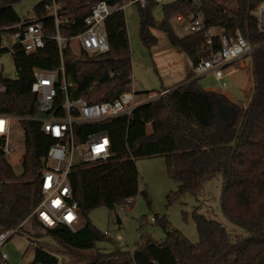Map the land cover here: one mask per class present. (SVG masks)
<instances>
[{"label": "trees", "instance_id": "16d2710c", "mask_svg": "<svg viewBox=\"0 0 264 264\" xmlns=\"http://www.w3.org/2000/svg\"><path fill=\"white\" fill-rule=\"evenodd\" d=\"M19 1L0 0V27L20 18L14 8ZM65 1L79 21L62 31L72 35L81 29L82 18L97 0ZM104 1L112 9L105 19L108 51L90 55L75 53L68 42L63 47L65 73L72 82L71 99L100 102L131 90L132 61L122 8L129 0ZM261 1L206 0L203 4L207 25L223 28L226 35L239 31L252 45H258L248 58L251 83L243 102L206 90L198 83L199 78L194 77L170 88L164 95L137 105L130 114L74 124L78 144L96 131L106 132L110 139L107 159L75 165L69 173L80 227L75 231L64 225L45 228L34 217L32 222L72 250L95 249L85 264H264V35L258 30L254 15ZM134 4L138 12V36L146 48L157 43L151 31L157 29L193 62L206 55L204 31L178 36L170 23L177 13L196 11L193 3L188 0L163 3L164 17L160 22L152 15V7L157 4L154 0H146L144 7ZM13 62L17 78L0 76V112L37 115L36 96L30 90L32 70H52L59 66L56 42L47 39L43 48L30 53L16 47ZM22 127L24 152L20 174L14 172L0 150V231L25 221L38 204L42 197L40 174L47 150L55 142L37 121L24 120ZM152 156L163 157L168 176L178 182L177 189L168 195L169 200L187 192L196 193L204 180L220 174L221 211L248 234L232 236L218 221L196 214L199 235L196 243L162 218L165 236L161 242L146 238L131 252L108 239L109 248H96L97 241L109 236L91 224L88 213L101 206L114 210L126 198L135 197L139 192L135 160ZM58 262L57 255L37 246L32 261L25 264Z\"/></svg>", "mask_w": 264, "mask_h": 264}, {"label": "built area", "instance_id": "2783aa9c", "mask_svg": "<svg viewBox=\"0 0 264 264\" xmlns=\"http://www.w3.org/2000/svg\"><path fill=\"white\" fill-rule=\"evenodd\" d=\"M154 1L159 4L165 0ZM188 1L195 5L196 11L177 13L172 19L180 24L185 34L204 31L206 35L204 49L208 51L206 55L199 57L197 62L189 58V66L195 77L212 75L220 84V88L224 89L225 83L222 81L239 70H245L241 62L245 58L248 60L258 45H252L239 31L234 35H226L223 28L207 25L203 11L206 0ZM128 2L136 3L140 7L146 5V0ZM38 3L40 4L27 10L17 21L0 27L2 31L0 55L10 52L13 58L16 47L24 53H30L43 48L45 41L52 39L56 42L60 63L56 69L32 70L30 90L36 96L37 115L0 112V150L5 156L18 154L17 159L21 163L24 149L20 151L11 134L16 125L22 127L24 120L39 122L41 130L55 139L47 150L44 168L40 174L42 197L30 217H34L45 228L64 225L75 231L80 227L81 219L78 204L72 199L69 173L75 165L107 159L110 155V139L106 132L96 131L90 133L84 143L78 144L73 132L74 124L97 122L124 113L130 114L137 105L166 94L170 88L139 94L132 89L125 90L112 100L100 102H87L83 98L71 99L69 87L72 82L65 73L63 47L68 42L75 53L81 51L94 55L107 52L109 43L105 19L112 9L104 0L93 2L88 14L82 18L81 29L71 35L63 34V29L77 25L79 21L76 20L74 9L68 6L65 0H39ZM254 13L258 30L264 35V0L258 4ZM215 43L218 44L216 48ZM16 73L18 76L17 70ZM249 85L241 87L242 95L245 96ZM80 146L85 147L84 150L79 151ZM76 151L79 155V164H75L74 161ZM132 203L133 197H128L118 207L120 210L129 211ZM22 226L23 222L0 231V264H6L8 259L2 247L10 237L21 231ZM103 233L109 235L107 231ZM115 239L121 240L122 237L117 234Z\"/></svg>", "mask_w": 264, "mask_h": 264}, {"label": "rangeland", "instance_id": "374dc122", "mask_svg": "<svg viewBox=\"0 0 264 264\" xmlns=\"http://www.w3.org/2000/svg\"><path fill=\"white\" fill-rule=\"evenodd\" d=\"M38 1L20 0L14 8L18 15L22 16L26 14L27 10L32 9ZM170 1L173 0H165L164 3ZM229 1L226 0L227 3ZM162 4L159 3L152 7V15L156 22L162 21L164 17ZM122 8L131 53L132 84L135 85L132 89H136V91H159L162 79L166 78L162 74L160 63L154 58L153 53L170 45L166 34L160 30L152 29V33L157 37V43L151 48H146L138 36L137 6L134 3L126 2ZM254 15L256 16L255 13ZM170 23L176 35L185 34L179 23L173 19ZM249 60L243 59L241 63L245 70H239L236 75L237 78H226L227 81L225 79L222 81L225 83L224 88L233 92L237 102L245 100L244 95L241 94V87L247 86L248 81L251 83ZM0 73L2 77L8 79L17 77L10 52L0 55ZM198 83L203 88L207 86L218 87V82H215L209 75L200 77ZM248 87L246 92L250 90V85ZM11 138L18 144L20 151H23L24 131L21 125L14 127ZM84 148L80 146L78 149L82 151ZM17 156L18 154H15L5 156V158L14 172L20 174L22 168ZM135 163L139 174V192L133 197L130 210H120L119 207L109 210L101 206L88 213L89 221L99 232L107 231L109 233L108 238L96 242V248H109L111 242L108 239L115 241L117 245H121L131 252L140 241L146 238L161 242L165 236L161 225L162 218H165L190 242L196 243L199 240L194 220L196 214H201L206 219L218 221L232 236H246L248 234L246 229L231 223L221 211L222 177L220 174L204 180L196 193L187 192L178 198L169 200L168 195L177 189L178 182L168 176L164 158L161 156L141 157L137 158ZM45 232V229L39 224L33 223L29 216L23 221L21 231L14 234L2 247L8 256L6 264L31 262L34 249L37 246H42L57 255L60 264H85L95 254V249L72 250ZM117 234L121 235V240L115 239Z\"/></svg>", "mask_w": 264, "mask_h": 264}, {"label": "crops", "instance_id": "0c3cea01", "mask_svg": "<svg viewBox=\"0 0 264 264\" xmlns=\"http://www.w3.org/2000/svg\"><path fill=\"white\" fill-rule=\"evenodd\" d=\"M153 54H154L153 55L154 58L159 61L160 68L162 69L161 70L162 74H164L166 78V79H162L161 88L159 90L169 89V88L182 85L186 83L187 81L191 80L192 78H194L193 72L189 66V57L184 52L180 51L178 48L173 47L170 44L166 48L155 51ZM238 73L239 72L234 73L230 77H227V79L237 78L236 75ZM209 76L212 77V75H209ZM249 84L250 82L248 81V85ZM134 86L133 84H131V89L134 88ZM204 88L206 90H213V91L221 92L225 94L226 96H228L229 98L235 100V98L232 96L234 95L233 92L230 89H226V88L221 89L219 83H218V87L207 86ZM132 90H134L138 94L142 92H146V91H136V89H132Z\"/></svg>", "mask_w": 264, "mask_h": 264}, {"label": "water", "instance_id": "95a60500", "mask_svg": "<svg viewBox=\"0 0 264 264\" xmlns=\"http://www.w3.org/2000/svg\"><path fill=\"white\" fill-rule=\"evenodd\" d=\"M74 161H75V164H79V155H78V152L76 151L75 152V158H74Z\"/></svg>", "mask_w": 264, "mask_h": 264}]
</instances>
